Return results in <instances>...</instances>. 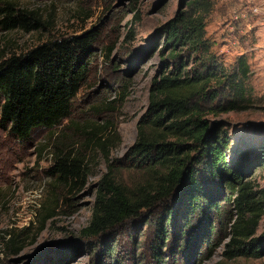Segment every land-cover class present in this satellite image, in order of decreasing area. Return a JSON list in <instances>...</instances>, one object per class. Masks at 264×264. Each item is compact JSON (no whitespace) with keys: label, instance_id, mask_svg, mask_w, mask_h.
<instances>
[{"label":"rangeland","instance_id":"374dc122","mask_svg":"<svg viewBox=\"0 0 264 264\" xmlns=\"http://www.w3.org/2000/svg\"><path fill=\"white\" fill-rule=\"evenodd\" d=\"M188 0H22V6L38 11L43 28L32 32L0 31V51L21 53L49 38H66L94 27L100 39L88 55V72L73 101L71 115L52 130H34L27 142L9 137L0 129V264H159L154 256V229L162 204L127 220L113 230L114 254L104 251L103 237H83L99 181L107 162L99 151L88 152L89 174L80 190L50 202L45 170L52 162V146L58 140L76 148L83 131L109 122L120 141L110 151V161L123 158L137 137V123L149 105L151 83L163 71L167 53L158 31ZM205 38L211 52L227 71L245 56L249 74L239 107L203 113L211 127L217 123L228 142L227 161L237 150H246L244 181L260 191L264 202V163L255 161L264 139V0H209ZM163 2V3H162ZM193 66L192 63L189 65ZM209 88L222 91L210 85ZM215 90V92H217ZM224 94H226L223 91ZM187 143H190L187 141ZM116 165V164H115ZM115 180L134 189L144 181L142 171L115 166ZM220 209L209 217H195L183 237L175 230L184 224L181 209L169 226L170 238L162 247L166 264H264L260 258H228L230 226L236 219L226 187H207ZM219 192V196L217 194ZM46 206L50 209L45 211ZM220 212V213H218ZM150 220V225L147 221ZM213 227L211 229H207ZM208 231H207V230ZM264 234V214L255 237ZM182 246V247H180Z\"/></svg>","mask_w":264,"mask_h":264},{"label":"trees","instance_id":"16d2710c","mask_svg":"<svg viewBox=\"0 0 264 264\" xmlns=\"http://www.w3.org/2000/svg\"><path fill=\"white\" fill-rule=\"evenodd\" d=\"M21 1L0 0V31L43 28L38 11L22 6ZM210 10L209 0H188L185 10H178L158 29L167 58L160 76L151 83L149 105L137 123L136 140L123 158L110 161V151L120 137L109 122L83 131L76 148L60 140L52 146V162L45 170L50 202L84 187L89 151H99L106 160L107 172L99 181L91 219L80 233L87 238L103 237L109 255L114 254L115 228L163 203L155 222L153 247L157 262L166 264L161 251L170 238V224L181 209L184 224L175 230V239L178 233L183 237L182 230H189L195 217L206 219L212 209H220L215 198L207 196L206 188L214 186L220 194L223 186L230 194L236 191L234 198L226 197L232 201L236 219L224 254L228 258L264 255V234L254 236L264 202L258 197L260 191H253L250 181L243 179L246 150H237L236 158L228 162L226 136L203 115L205 110L238 108L249 74L245 56L237 58L236 70L230 72L211 52L205 38V16ZM99 39L100 32L94 27L66 38H49L21 53L1 50L0 129L27 142L34 130H52L68 119L88 72L86 59ZM255 162L264 163V139ZM115 164L144 172V181L129 189L115 180ZM49 209L46 206L45 211ZM213 227L207 229L213 231Z\"/></svg>","mask_w":264,"mask_h":264},{"label":"water","instance_id":"95a60500","mask_svg":"<svg viewBox=\"0 0 264 264\" xmlns=\"http://www.w3.org/2000/svg\"><path fill=\"white\" fill-rule=\"evenodd\" d=\"M163 2H165V0H163ZM163 2H162V3H163Z\"/></svg>","mask_w":264,"mask_h":264}]
</instances>
